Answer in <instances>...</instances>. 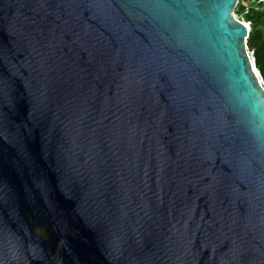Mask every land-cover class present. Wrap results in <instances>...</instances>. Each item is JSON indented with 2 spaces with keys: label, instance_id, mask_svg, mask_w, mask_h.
<instances>
[{
  "label": "water",
  "instance_id": "water-1",
  "mask_svg": "<svg viewBox=\"0 0 264 264\" xmlns=\"http://www.w3.org/2000/svg\"><path fill=\"white\" fill-rule=\"evenodd\" d=\"M239 2L0 0V264H264Z\"/></svg>",
  "mask_w": 264,
  "mask_h": 264
},
{
  "label": "trees",
  "instance_id": "trees-1",
  "mask_svg": "<svg viewBox=\"0 0 264 264\" xmlns=\"http://www.w3.org/2000/svg\"><path fill=\"white\" fill-rule=\"evenodd\" d=\"M246 1L249 0H242L238 4L236 12L240 17L252 21V28L248 38V47L249 50L254 53L256 67L264 80V19L253 18L252 13H244Z\"/></svg>",
  "mask_w": 264,
  "mask_h": 264
},
{
  "label": "built area",
  "instance_id": "built-area-1",
  "mask_svg": "<svg viewBox=\"0 0 264 264\" xmlns=\"http://www.w3.org/2000/svg\"><path fill=\"white\" fill-rule=\"evenodd\" d=\"M241 1L242 0H240V2ZM249 2H250V4H253L255 6V9H262V8H264V0H249ZM244 13H251V7L248 5V3H246L244 5ZM240 20L243 23H245L248 26L249 30L251 31L252 21L251 20H248V19H245L244 17H240ZM249 54H250V57L252 58L253 62H255L254 53L249 50ZM259 77H260V80L262 82V85L264 86V80H263V78H262V76H261L260 73H259Z\"/></svg>",
  "mask_w": 264,
  "mask_h": 264
},
{
  "label": "rangeland",
  "instance_id": "rangeland-1",
  "mask_svg": "<svg viewBox=\"0 0 264 264\" xmlns=\"http://www.w3.org/2000/svg\"><path fill=\"white\" fill-rule=\"evenodd\" d=\"M246 3H248V5L251 7V13L253 14L252 15L253 18H260V19H263L264 18V8H262V9H255V6L253 4H250L249 1H246ZM236 14L239 15L237 12H236Z\"/></svg>",
  "mask_w": 264,
  "mask_h": 264
}]
</instances>
